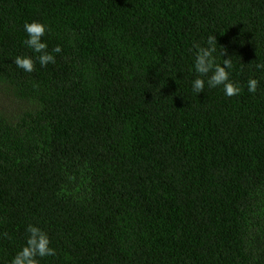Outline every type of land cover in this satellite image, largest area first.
Masks as SVG:
<instances>
[{
    "label": "trees",
    "instance_id": "16d2710c",
    "mask_svg": "<svg viewBox=\"0 0 264 264\" xmlns=\"http://www.w3.org/2000/svg\"><path fill=\"white\" fill-rule=\"evenodd\" d=\"M32 21L62 52L27 73ZM214 34L237 96L192 92ZM257 63L264 0H0V264L29 224L41 264H264Z\"/></svg>",
    "mask_w": 264,
    "mask_h": 264
},
{
    "label": "clouds",
    "instance_id": "9594fccd",
    "mask_svg": "<svg viewBox=\"0 0 264 264\" xmlns=\"http://www.w3.org/2000/svg\"><path fill=\"white\" fill-rule=\"evenodd\" d=\"M24 32L27 39L23 43L35 54V61L30 55H18L14 58L15 65L24 72L34 71L35 63L40 66H47L55 63L56 55L62 52V46L57 45L48 51V43L44 39L49 31V26L44 22L32 21L24 23ZM217 36L210 35L204 44L194 45V71L197 74L192 80V92L199 95L205 88H221L227 97L237 96L242 89L230 79L231 71L234 68L231 56L227 55L225 49L220 54L223 56L222 63H217ZM255 69L264 72V63H257ZM260 81L257 78H249L247 90L250 93H257ZM56 255V249L51 246V239L46 231L37 225L29 224L26 227V243L12 258L11 264H41L46 257Z\"/></svg>",
    "mask_w": 264,
    "mask_h": 264
}]
</instances>
